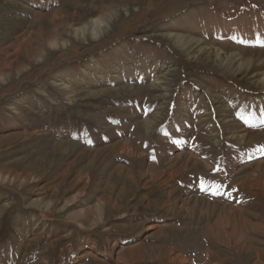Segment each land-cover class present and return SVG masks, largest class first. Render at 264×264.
I'll return each mask as SVG.
<instances>
[{
	"label": "rangeland",
	"instance_id": "1",
	"mask_svg": "<svg viewBox=\"0 0 264 264\" xmlns=\"http://www.w3.org/2000/svg\"><path fill=\"white\" fill-rule=\"evenodd\" d=\"M255 248L264 0H0V264Z\"/></svg>",
	"mask_w": 264,
	"mask_h": 264
},
{
	"label": "crops",
	"instance_id": "2",
	"mask_svg": "<svg viewBox=\"0 0 264 264\" xmlns=\"http://www.w3.org/2000/svg\"><path fill=\"white\" fill-rule=\"evenodd\" d=\"M255 227H256V225H255ZM253 252L259 255L258 259H259L260 262H261L262 260H263V262H264V257H263V255H264V248H255V249H253ZM247 253H249V251H247L246 254H247ZM261 255H262V256H261ZM261 257H262V258H261Z\"/></svg>",
	"mask_w": 264,
	"mask_h": 264
},
{
	"label": "trees",
	"instance_id": "3",
	"mask_svg": "<svg viewBox=\"0 0 264 264\" xmlns=\"http://www.w3.org/2000/svg\"><path fill=\"white\" fill-rule=\"evenodd\" d=\"M221 23V22H220Z\"/></svg>",
	"mask_w": 264,
	"mask_h": 264
}]
</instances>
